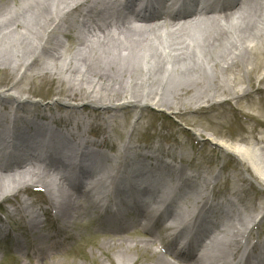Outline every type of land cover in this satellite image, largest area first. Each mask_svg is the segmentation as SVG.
<instances>
[{
	"label": "bare ground",
	"instance_id": "bare-ground-1",
	"mask_svg": "<svg viewBox=\"0 0 264 264\" xmlns=\"http://www.w3.org/2000/svg\"><path fill=\"white\" fill-rule=\"evenodd\" d=\"M24 1L28 0H18V3L0 10V69L9 68L10 75L24 66L31 71L0 91V99L6 103L4 109L11 101L18 105L11 123H8L7 112L0 110V148L4 145L10 148L9 154L4 155L6 151L0 154V168L5 170L0 174V199L15 196L32 183L46 187L51 206L63 218V227L87 216L90 208L100 206L106 212L97 214V217L100 215V219L111 223L107 229H133L144 220L142 227L150 230L151 237L137 242L153 254L152 259H147L144 264H207L203 263L207 258L213 259L209 264H220L214 252L219 248V241L226 238L224 233L230 225L233 233L222 252L225 264H251L252 261L264 264V250H260L264 249V238L255 236L253 239V230H258L264 219V124H259L258 136L242 137L240 146L225 141L214 142L202 131L192 135L193 138L196 136L200 150L212 141L216 143L212 152L236 158L239 164L233 165V170L227 173L225 166L215 171L218 157L208 158L201 152H194L193 147H189L190 151L182 142L164 149L159 144L149 149L137 144L136 133L145 126L140 122L142 114L136 117L131 127L124 122L128 120L130 112L126 109L129 107L159 106L174 109L184 116L191 112H206L199 104L212 102L220 95L229 93L232 96L210 104L207 107L210 111L216 110L219 103L236 109L233 101L237 103L251 93H264L261 88L264 74L257 77L264 68V12L261 11L264 0H258L261 9L257 0H235L221 6L209 5L204 11L182 17H171L175 16L171 14L160 18L135 15L129 0H123L119 5L117 0H43L23 7ZM83 1L91 3L80 10ZM179 2L185 7L194 0ZM77 14L81 15L80 19L75 18ZM66 18L69 20L61 29ZM205 22L208 33H202L200 28ZM59 30L64 39L59 38ZM45 61L50 63L40 73L33 64L40 66ZM43 74L59 83L58 91L66 97L60 100L63 105L80 110L87 107L113 110L108 120L101 117L107 122L103 128L107 130L103 142L91 141L84 133L79 141L72 140V136L82 129L90 131L101 123H91V120L87 123L85 118L79 117L82 121L71 123L69 129L61 132L56 125L42 124L28 117L35 110L25 111L24 105L31 103L37 107L38 101L29 102V99L14 94L13 90H29V86L22 84L23 79L31 81L42 78ZM174 74L194 78L191 84L184 81V84L175 86ZM256 81L258 86L254 84ZM247 82L249 84L244 86ZM248 86L253 92L250 93ZM120 96L123 97L114 102ZM69 98H78L81 102L70 104ZM194 105L198 106L193 109ZM17 111H25V114L20 115ZM118 111H123V119ZM58 119L59 122L71 120L62 115ZM17 121L21 123L17 124ZM197 135L201 136L200 140ZM120 139L122 142L118 143ZM33 145H47L50 169L54 166L63 168L66 171L64 177H70V171L67 172L70 166L79 169L80 181L72 184L77 196L73 197L70 189L64 190L61 183L54 181L56 185H53L48 166L39 165L45 158L36 156ZM105 146L118 150L116 156L101 148ZM52 149L60 153L67 150L65 156L68 159L55 155ZM218 149L220 151H215ZM163 156L171 160L181 157V165L171 164ZM106 162L111 168L106 175H100L97 167ZM139 164L145 167L141 168ZM188 168L195 173L187 171ZM133 178L136 181L131 184L137 186L128 184L125 190L120 189L121 183ZM247 180L263 191L259 199L250 196L249 188L245 187L248 183L243 185ZM153 185H168L169 189L160 200L157 199L158 190L154 200L148 203L140 198V193L145 196ZM113 191L132 196L136 206H125L122 212L115 209L117 212L109 216L106 204L101 203L110 198ZM96 194L100 195L99 200L93 198ZM64 196L66 203L62 201ZM139 198L144 207L137 204ZM164 200L165 207L161 210L159 202ZM32 205V202L23 200L10 216L31 214L28 225L31 229L38 228L42 215L32 211ZM167 215L168 219H164ZM170 219H179L180 229L174 230L173 224L168 223ZM223 220H227L226 223ZM184 230L188 231V239L175 248L174 243ZM8 233L0 226V237H6ZM60 233L61 228L51 236L37 235L42 242L37 252L44 253L41 254L43 259L50 255L45 242ZM259 234L260 230L257 231ZM131 241L126 246L119 240L114 244L127 250L139 248L137 243L134 244L136 240ZM243 244L250 246V251L242 263L237 257ZM152 245L156 246L155 249ZM11 246L24 247L18 237ZM166 253L174 261L167 260ZM116 257L121 264H135L138 260L119 252Z\"/></svg>",
	"mask_w": 264,
	"mask_h": 264
},
{
	"label": "rangeland",
	"instance_id": "rangeland-1",
	"mask_svg": "<svg viewBox=\"0 0 264 264\" xmlns=\"http://www.w3.org/2000/svg\"><path fill=\"white\" fill-rule=\"evenodd\" d=\"M39 1L43 0H28L23 2V7H28L32 4H36ZM84 5L81 7L80 10H83L84 7L90 5L91 1H83ZM18 3V0H1L0 2V10H5L11 4ZM258 8H263L259 1L257 0ZM262 12H264L261 9ZM81 15L77 14L75 17L76 19H80ZM70 19V17H69ZM68 18L64 19L61 29L65 28L66 21L69 20ZM207 22L203 24L201 28L202 33L207 32ZM60 29V30H61ZM59 30V32H60ZM62 31V30H61ZM74 32V30H73ZM60 39H64L63 33L59 34ZM68 43V42H67ZM223 49V46L221 47ZM219 49V50H221ZM11 59V58H10ZM13 59V58H12ZM11 59V60H12ZM198 61V60H197ZM200 62V61H199ZM50 62H46L43 65L37 66L35 65L40 73H43L45 66ZM35 67V68H36ZM198 67V66H197ZM185 69V68H183ZM41 70L43 72H41ZM27 67L24 66L22 68H17V71L14 75H10L9 68L7 69H0V91L6 90L13 82L22 78V76L27 72ZM31 72V71H28ZM23 74V75H22ZM264 74V68L260 70L257 74V77H261ZM127 76V75H125ZM176 76V78H175ZM194 76H186L181 77L180 74H174L173 76V83L175 86H178V83L184 84L182 82L185 81L187 84H191L193 81ZM22 84L25 86H29V90H21L20 88L14 89L13 92L16 95L22 96L24 98L29 99V102L37 100L39 104L37 107H34L31 103H27L24 105L23 109L28 110H35V113H31L28 115L33 121L40 122L42 124L50 123V125H56L59 127L61 132L70 128L71 123H77L79 121V117L85 118L87 123L90 121L91 123H101V126L94 127L90 131L82 129V132L77 133V135L72 136L73 141H79L80 138L83 136V133L86 138L91 141L103 142L106 135L107 130L105 128L106 121L103 122L101 119L102 116H105L107 120L110 118L111 114H113V110H100L94 107H87L83 109H77L69 107L67 105H63V102L60 100L66 98L63 92H59L58 90L59 83L54 80L53 78L49 79L48 76L43 74L42 78H34L33 80L29 81L28 79L24 78ZM249 82L244 83L243 85H248ZM256 86L259 85L258 81L254 82ZM249 87L250 93L253 92V88ZM240 88V86H239ZM261 88H264V83L261 84ZM231 94L227 93L224 95H220L215 97V99L211 102L207 103H200L199 105L203 106V109L206 112H191L187 115H180L178 111L174 109H167L165 107L159 106H151L143 109H137L133 107H129L126 110L130 112L128 116L127 122L124 121L126 124L128 123V127H131L132 124L135 122L136 117L142 114V119L140 120L141 123L145 124L142 126L138 133H136V143L140 146L149 149L153 145H161L164 148H168L167 146L173 145L175 143H184L185 147H187L190 151L189 147H193L194 152L206 155L208 158H216L218 157V161L214 167L215 171H220L222 169L221 166L226 167V172H230L233 170L235 165L239 163L236 161V158L232 155H222L220 152H212V148H214V142H227V144L231 145H239L241 143L240 140L242 137H249L258 136L257 132L260 129V123L264 124V93H251L248 97H243L239 102L233 101V106L236 109L229 107L227 105H223L219 103L216 107V110L210 111L207 107L213 102H223L224 100L231 98ZM123 97H118V100L114 102H118L119 99ZM70 104H77L81 102L80 99L69 98ZM6 104V103H5ZM4 101L0 99V110L4 109L6 106ZM80 105V104H79ZM198 105L192 106L193 109L196 108ZM36 108V109H34ZM18 109V105L14 104L12 101L7 103V108L4 111L7 112V115L10 117L8 123H11V119L14 116L15 110ZM24 112L17 111L20 115H24ZM173 112V113H172ZM102 113V115H101ZM118 114H121V118L123 119V111H118ZM89 114V116H86ZM69 116L71 120L68 121H61L57 120L58 116ZM74 115V116H73ZM140 119V118H139ZM81 120V119H80ZM82 121V120H81ZM21 121H17V124H20ZM105 123V124H103ZM129 124H131L129 126ZM95 126V125H94ZM200 131L204 132L206 137H210L212 141L205 144V147L200 150V146H198L196 136L194 138L192 135L194 133H199ZM260 135V134H259ZM122 136V135H121ZM212 136V137H211ZM198 139L200 140L199 135H197ZM214 138V139H213ZM122 139H126L122 137ZM122 139L118 141L121 143ZM184 141V142H183ZM194 145V146H193ZM36 149L35 154L39 159H43L42 151L38 145H33ZM105 149L107 153L111 156H116L118 150H115L111 147H101ZM0 154L4 152L5 145L0 148ZM215 151H220L215 150ZM162 155V150L159 151ZM65 155L68 153L67 150L62 151ZM59 155L55 153V155L62 157V159L67 160V156ZM178 157V156H177ZM175 157V159H170L166 156H163L169 163L177 165H181L180 158ZM177 158V159H176ZM219 165V167H216ZM234 165V166H233ZM139 167L143 168L141 164L138 165ZM110 165L106 162L98 170L101 171L100 175H106V172L111 168ZM190 168V167H189ZM186 169L190 173H195L192 169ZM217 168V169H216ZM242 169V168H241ZM5 171V170H3ZM0 168V174H4V172ZM161 172V171H159ZM245 175L248 173L243 171ZM51 181H55L56 179L53 175L49 176ZM55 182L53 185H56ZM126 183V182H125ZM246 185L245 187L249 188V193L251 197H261L260 193L261 188L251 181L247 180L243 183ZM38 184H27L24 189H21L17 192L15 196L6 197L0 199V226L7 230L8 235L5 237H0V264H121L116 257V253H125L126 256L134 257L138 259L135 264H144L147 259H152V252L145 251L141 246L142 244L138 243L137 241H144L149 239L150 230L144 229V227H134L133 229H107L103 222V219L97 217V214H100L101 206L100 207H93L90 208L89 217L84 216L82 219H78L74 221L73 224H67L66 226L63 225V218L61 214H57V210H55L51 204L47 194L46 187H38L35 186ZM52 187V186H50ZM57 187V186H55ZM43 190H42V189ZM66 190V187H63ZM73 194V193H72ZM78 192H75L73 197L77 196ZM95 200L100 199V195L96 194L93 196ZM23 200L32 202V211H36L42 215L41 220L42 223L39 225L38 228H30L29 227V218L27 213L23 216L16 215L15 218L10 216L11 212L14 209H17L22 203ZM67 200H69L67 198ZM62 201L66 203V199L62 198ZM178 201V200H177ZM73 211V210H72ZM174 212V211H173ZM89 218L87 220L86 218ZM166 218V217H165ZM225 223L227 220H223ZM246 222V219L244 220ZM229 223V222H228ZM260 234L257 235V229H254L253 239L255 236H259V238H264V219L259 223ZM54 227V228H51ZM61 228V233L58 238L50 239L49 242H45L47 248H49L50 255L47 258H42L41 254L43 252H37V246H40L42 242L38 240L37 235L41 233L42 235L48 236L49 234L57 233V231ZM226 230L224 235L226 238L219 241V248L217 252H214L215 259L220 261V264H223L224 257L222 252H224V248L227 247V243L230 242L231 233L233 230ZM18 237L21 240V245H27L29 248L22 247L16 248L12 247L11 245L14 244V238ZM124 238L118 239V238ZM255 237V238H254ZM229 239V240H227ZM121 241L124 246L129 242H133L134 244H138L139 248H133L130 250L125 249L126 247H120L119 244H114L115 241ZM254 241V240H253ZM225 246V247H224ZM45 247V248H46ZM119 247V251L117 248ZM155 245H152V248L155 249ZM142 248V250H141ZM138 249V250H137ZM158 249L160 247L158 246ZM125 250V251H124ZM242 250L250 251V246L242 245ZM240 255V254H239ZM166 259L174 261V258L166 253ZM223 257V258H222ZM213 259L210 261H204L203 263H211ZM226 262H224L225 264Z\"/></svg>",
	"mask_w": 264,
	"mask_h": 264
}]
</instances>
